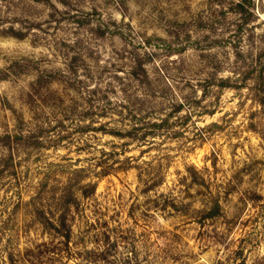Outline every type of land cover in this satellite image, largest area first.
<instances>
[{"label": "rangeland", "instance_id": "rangeland-1", "mask_svg": "<svg viewBox=\"0 0 264 264\" xmlns=\"http://www.w3.org/2000/svg\"><path fill=\"white\" fill-rule=\"evenodd\" d=\"M253 71L264 0H0V264H264Z\"/></svg>", "mask_w": 264, "mask_h": 264}, {"label": "trees", "instance_id": "trees-1", "mask_svg": "<svg viewBox=\"0 0 264 264\" xmlns=\"http://www.w3.org/2000/svg\"><path fill=\"white\" fill-rule=\"evenodd\" d=\"M254 73H257V76H254ZM251 77H257L256 79H258V81L260 82H257V86H256V89H255V95H258L256 100L260 101L262 104H264V74H263V71H253V74L252 76H248V78H251ZM246 78V77H245ZM244 80V79H243ZM181 107V106H179ZM178 107V108H179ZM176 108V109H178ZM180 111V110H179ZM169 124L168 122V118H161L159 121H156V120H153V121H147V122H144L142 123L140 126H134V130H126L125 132L124 131H121V130H116L115 132H113L116 136H119L121 138H126L128 137V139L130 140H136L138 143H140L141 145H144V144H147V145H152L153 142H151L150 139L154 140V138H156V135H158L161 131H164L162 130L163 128L166 129L167 125ZM161 129V130H160ZM6 136V143L5 145L8 147V150H9V155L6 156L5 158H3V161H4V167H6L7 169V172L11 173V174H15L16 173V170H15V165L13 163L14 161V151H15V147L17 145H19L20 142L18 141H14L13 140V135L10 134V133H7L5 134ZM151 137V138H150ZM23 138V137H21ZM25 139H27L29 141V146H37L38 147V144L40 143V139L41 137H39V135H32V136H27ZM126 160H130L131 162H128V161H124L121 163L124 164L126 163V165H129V167H135L137 168L138 170L140 169H143V170H149V169H152V167H150V164L147 163L146 161L144 162L145 164H147V169H144V167L142 168L141 166L136 165V164H132V160L133 158L130 157V158H126ZM102 170L100 172L101 175H108L111 173V171L115 168H112V164H108L109 161H104L102 162ZM120 167H123V166H120ZM125 167V166H124ZM127 167V166H126ZM192 170L194 172V175H192V178H193V183H201V181L204 180V178L202 179H199V170L195 167V166H192ZM154 174V172H151ZM152 175V174H151ZM159 177V174L158 176H155L153 178H151V181L153 182V185L152 186H155V185H160L163 183V177ZM95 186V185H94ZM153 187H150V189H152ZM217 206L219 207V203H217ZM61 225L63 227H65L66 231L68 232V234H63L66 236V240H70V233L72 232V228H71V225L68 224V221L66 219H63L61 221ZM54 229L56 231H61V228L57 225L54 224Z\"/></svg>", "mask_w": 264, "mask_h": 264}]
</instances>
